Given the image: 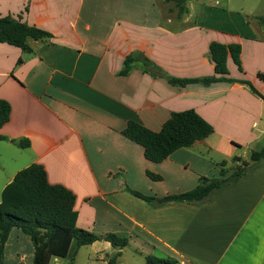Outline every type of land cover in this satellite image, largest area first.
Returning a JSON list of instances; mask_svg holds the SVG:
<instances>
[{"label":"crops","instance_id":"crops-1","mask_svg":"<svg viewBox=\"0 0 264 264\" xmlns=\"http://www.w3.org/2000/svg\"><path fill=\"white\" fill-rule=\"evenodd\" d=\"M190 13L179 17L164 0H0V17L22 16L52 35L30 41L32 53L0 44V100L12 107L0 130L8 139L0 142V203L20 171L42 165L50 184L76 196L79 229L130 240L121 251L106 241L81 248L76 259L86 250L87 264H111L119 252L114 264H146L157 252L180 264H264V164L203 203H160L194 190L201 177L217 178L222 169L211 170L216 162L207 157L248 161L238 146L262 151L264 100L238 83L176 87L139 66L121 75L126 58L142 53L171 77H211L210 45H239L243 73L229 57V78L252 83L264 97L262 16L245 35L190 23ZM187 110L214 133L163 163L147 161L122 134L131 121L159 132L173 113ZM26 140L29 148L17 145ZM33 261L30 238L14 228L5 264Z\"/></svg>","mask_w":264,"mask_h":264},{"label":"trees","instance_id":"trees-1","mask_svg":"<svg viewBox=\"0 0 264 264\" xmlns=\"http://www.w3.org/2000/svg\"><path fill=\"white\" fill-rule=\"evenodd\" d=\"M191 0H164L173 3L178 10L179 17L188 12L187 4ZM264 26V18L257 17ZM52 35L41 29L23 22L22 16L17 18L9 15L0 17V44L21 49L24 53H32L30 41H48ZM229 57L239 71L243 73L241 62V47L239 45H223L213 42L210 45V58L214 64L215 75L198 79H179L167 75L144 54L135 53L128 56L124 62L121 75L126 76L134 67H142L145 72L155 77H161L176 87H187L192 84L210 86L214 83H238L256 96L264 97L254 88L252 83L244 80L230 79L228 68ZM21 64V61L19 62ZM259 79L264 81V75ZM12 107L6 100H0V130L9 123ZM214 128L206 122L195 110L173 113L159 132H154L141 124L131 121L122 132L123 136L141 146L145 159L151 163H163L176 151L192 147L196 142L209 138ZM8 139L0 134V142ZM15 143V141H12ZM20 148L27 149L30 142L20 141ZM264 160V149L253 151L248 161L235 158L238 162L236 170L230 175L222 169L220 178L201 177L199 185L192 191L173 196L175 202L195 204L203 203L221 187L237 181L250 169ZM224 166V165H223ZM149 176L156 181L161 178ZM132 194L149 203L156 199L132 191ZM76 196L61 185H52L48 180L46 169L42 165L34 164L20 171L14 180L5 188L0 203V264H5V247L14 228L20 229L27 235L34 247L33 264H51L54 258L69 259L74 262L78 251L96 242L106 241L116 250H123L130 242L116 234L98 236L93 232L77 227L78 213L75 210ZM120 252L112 258L114 264ZM146 264H180L174 258L148 257Z\"/></svg>","mask_w":264,"mask_h":264},{"label":"rangeland","instance_id":"rangeland-1","mask_svg":"<svg viewBox=\"0 0 264 264\" xmlns=\"http://www.w3.org/2000/svg\"><path fill=\"white\" fill-rule=\"evenodd\" d=\"M188 8L191 9L190 23L200 24L202 26H217L229 32L239 31L245 35H250L248 24L255 22V15L264 17V0H196L195 2H189ZM180 25L178 24V26ZM237 148L239 154H244L245 152L246 154L244 155L248 157L254 151V149L248 151L246 147L238 146ZM251 148L254 147L251 146ZM207 158L216 162L215 167L211 168V170L215 168L217 173L223 168L232 171L237 168L233 160L221 157L216 158L214 156ZM261 163L264 164V160ZM217 178H220L219 174ZM135 257V260L138 261L137 256ZM151 257L160 259L161 255L157 252ZM76 260L75 262L69 259L60 260L59 264H87L86 250H83Z\"/></svg>","mask_w":264,"mask_h":264},{"label":"water","instance_id":"water-1","mask_svg":"<svg viewBox=\"0 0 264 264\" xmlns=\"http://www.w3.org/2000/svg\"><path fill=\"white\" fill-rule=\"evenodd\" d=\"M172 200H173V198H168V199H165L163 201H160V203L167 202V201H172Z\"/></svg>","mask_w":264,"mask_h":264}]
</instances>
